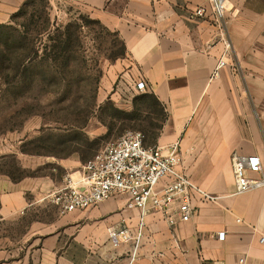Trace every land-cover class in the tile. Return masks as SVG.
<instances>
[{"label":"crops","instance_id":"obj_1","mask_svg":"<svg viewBox=\"0 0 264 264\" xmlns=\"http://www.w3.org/2000/svg\"><path fill=\"white\" fill-rule=\"evenodd\" d=\"M47 1L53 16L79 8L117 33L126 53L109 63L98 105L143 107L153 95L165 120L146 144L177 143L179 170L219 198L196 200L194 216L177 219L175 226L151 209L138 239L140 212L127 208L126 195L59 213L48 196L76 184L80 170L59 182L48 176L0 178V224H27L17 240L0 234V245L7 242L0 246V264H264V188L237 194L232 164L234 153L257 155L263 170L255 176H264V0H230L224 20L229 55L205 0ZM24 2L0 0V24L10 22ZM199 7L206 8L204 17L196 15ZM141 79L147 83L143 92L134 89ZM97 152L72 157V165ZM38 205L53 214L29 218ZM111 227L127 228L131 239L114 246Z\"/></svg>","mask_w":264,"mask_h":264},{"label":"rangeland","instance_id":"obj_2","mask_svg":"<svg viewBox=\"0 0 264 264\" xmlns=\"http://www.w3.org/2000/svg\"><path fill=\"white\" fill-rule=\"evenodd\" d=\"M30 1L32 5L25 15L16 19L23 26L15 24V27L25 33L31 29L35 39V31L48 22L53 39L40 36L37 46L42 58L28 63L25 71L0 74V178L19 182L48 176L59 182L82 171L85 161L74 166L72 157L102 150L126 130H141L146 133L147 142H152L163 119L158 107H112L97 103L104 73L111 68L109 63L122 58L111 60L122 50L117 33L104 28L79 8L68 6L69 15L58 17L53 16L49 3ZM67 25L74 37L80 31V40H72L67 50L61 44L64 50L56 51L53 47L59 45L56 40L63 39ZM55 28L59 31L54 32ZM11 32L1 29L0 39ZM224 38L231 50L225 28ZM101 130L104 132L99 135ZM22 176L19 181L14 180ZM53 212L38 205L29 218L45 220ZM25 227V222L1 223L0 234H9L17 240L23 236ZM2 245L7 242L1 240ZM9 245L14 246V241Z\"/></svg>","mask_w":264,"mask_h":264},{"label":"built area","instance_id":"obj_3","mask_svg":"<svg viewBox=\"0 0 264 264\" xmlns=\"http://www.w3.org/2000/svg\"><path fill=\"white\" fill-rule=\"evenodd\" d=\"M205 1L210 4L212 20L220 31L224 55H228L230 43L224 38V20L230 0ZM195 12L204 17L206 8L199 7ZM134 89L147 90L146 81H136ZM146 139L143 131L126 130L84 163L82 176L76 184L58 188L48 196L49 201L65 215L92 207L112 195H126L127 208L140 212L139 239L144 219L151 209L160 211L175 226L177 219L189 221L194 216L198 208L196 200L211 202L219 198L201 189L179 170L182 155L177 143L164 148L146 144ZM232 164L237 194L264 188V176H255L263 170L257 155L234 153ZM108 234L114 246L131 239L127 228L111 227ZM224 237V232L219 234L220 239Z\"/></svg>","mask_w":264,"mask_h":264},{"label":"trees","instance_id":"obj_4","mask_svg":"<svg viewBox=\"0 0 264 264\" xmlns=\"http://www.w3.org/2000/svg\"><path fill=\"white\" fill-rule=\"evenodd\" d=\"M43 1L48 5L47 0H43ZM30 5H32L31 1L26 0L24 4L22 5V7L15 14L12 15L11 21L9 23L0 24V30L2 29V30L13 31V33L11 32L3 39H0V74L1 75L7 76L6 73L8 74V71L11 72L13 70L16 74L25 71L26 65L28 63L42 58V56L39 53V48L37 46V41L39 40L40 36L46 35L49 38V40L53 39L51 37L52 36L51 24L50 23L48 24V22H46V26H44L42 29L35 31V33L37 34L35 39H32V34L30 33L32 32L31 29L30 31H27L25 33L24 31L20 32L19 29L15 27V24H19L16 21L17 17L22 14L25 15ZM49 11L50 10H48V12ZM96 22L101 24L99 20H96ZM19 25L23 26L22 24H19ZM56 31H59V29L55 28L54 32ZM78 32L79 33H76L77 34L76 37H74L72 31L70 30V25H67L63 31V36H62L63 39L60 41H57L55 39L57 43L59 42V45L54 46L53 49H55L56 51L60 50V52H62L64 50L63 46H61L62 44V45H65L64 47L67 50L68 48L66 47H69L71 45L72 40L74 39L76 40L78 39V41L80 40V31ZM125 49H126L125 45L122 42L121 53L111 58V60H116L117 58L123 57L126 53ZM145 98L147 99V103H146V100H144L143 107H151V105L154 107H158L159 109L157 111L161 115L163 114L162 115L163 116L162 122H163L165 120L164 108L160 106V103L153 95H148ZM161 126H162V123L159 126L160 129H161ZM156 136L157 135L155 134L154 136L155 139H156ZM83 161L86 162V160L84 159ZM21 178H23V176L18 179H14V180L19 181Z\"/></svg>","mask_w":264,"mask_h":264}]
</instances>
